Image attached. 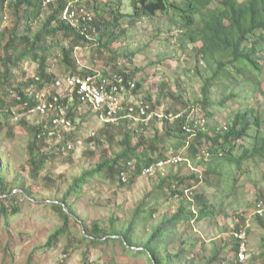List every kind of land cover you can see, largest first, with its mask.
Segmentation results:
<instances>
[{
  "label": "trees",
  "instance_id": "16d2710c",
  "mask_svg": "<svg viewBox=\"0 0 264 264\" xmlns=\"http://www.w3.org/2000/svg\"><path fill=\"white\" fill-rule=\"evenodd\" d=\"M129 3L131 17L162 14L167 17V23H170V19L176 20L179 25L176 38L180 46L186 48L190 44V49L194 51V68L201 82L198 97L188 104L182 96H173L174 105L165 113H178L179 116L172 121L165 119L161 132L151 138L136 135L126 128L122 130L127 119L120 120L118 126H103L99 136H106L108 140L111 138V129L122 134V149L113 156L102 155L92 170L72 179L61 199L52 201L51 205L63 219V225L51 235L45 246H51L53 239L64 231L71 219L74 225L82 226V239L99 242L116 238L124 247H140L139 252L144 253L151 264H181L186 260L184 244H187V240L178 225L184 222L185 229H189L192 220L204 222L223 215L231 205L229 200L238 193V182L245 164L264 161V0H130ZM6 4L10 5L14 13L22 12L24 31L18 34L15 25L0 28V128L2 117L11 113L9 110L12 106L15 105L22 113L33 110L40 103L38 95L43 89L54 85L60 78L49 70L47 62L51 56V47L46 41L57 40L56 37L65 39V46L55 44L59 53L53 55V58L60 59L65 73L85 76L94 73L78 70L74 46L93 45L95 42L91 36H97L101 41L106 34L105 28L95 18L92 21L78 18L75 24L61 19L65 0L55 1L46 7L43 6V0H0V22ZM85 10L92 13L87 6ZM95 11L103 22V13L97 8ZM110 14V18L115 21L124 16L114 9V5ZM34 22H39L37 30L33 29ZM112 41L111 34L102 47L106 50ZM25 59L37 62L38 67L35 77L23 81L17 79L23 75L22 69H19V75L15 70ZM115 72L131 77L122 70ZM140 85V81L136 82L135 91L139 90ZM11 94L14 97L6 101ZM53 95L57 93H50L47 101H51ZM144 102L150 104L151 108L155 107L149 97H144ZM57 104L66 107V118L74 122L80 108L76 93L71 100L66 95L58 97ZM219 114L223 121H214L208 127V121L216 120ZM52 117L53 113L48 111L44 120L31 128L33 139L27 144L26 166L35 183L39 182V174L52 157L70 151L67 143L71 138L67 137L57 144V153L51 152L47 138L54 135H49V129L45 127L51 129ZM132 137H136L133 144ZM87 140L97 146L100 140L103 141L95 136H89ZM202 143L209 144L206 153H201L198 148ZM182 147L186 154L179 153V157L190 155L194 160L200 159L203 167L187 176H167L159 183L155 198L164 194L177 196L183 201L174 213L161 217L150 227L149 223L143 221L152 220L156 210L154 207L145 210L147 203L144 201L139 203L133 218L123 229H117L115 225L103 227L96 220L87 224L77 217L67 203L70 192L79 194V187L89 177L108 175L113 180H122L121 172L126 171L130 174L129 181H133L144 169L159 168L156 166L158 162L176 156L171 152L175 151L176 154ZM1 165L0 158V171ZM30 187L23 186L19 181L7 189V183L0 175L1 213H16L17 207L12 206L15 202L13 191L20 189V194H17L31 199ZM185 191L191 193L190 198ZM6 200L10 201V207L3 206ZM262 216L256 217L260 224H264ZM136 220L142 224L140 231L145 237H138L133 232ZM241 227L235 226L230 241H223L221 248L214 250L206 264H224L223 251L233 255L234 261L231 264L241 262L238 255L244 242L234 235L241 231ZM244 232L247 237L248 228ZM262 242L264 245V238ZM228 246L229 249L226 248ZM256 258L264 262V253Z\"/></svg>",
  "mask_w": 264,
  "mask_h": 264
},
{
  "label": "rangeland",
  "instance_id": "374dc122",
  "mask_svg": "<svg viewBox=\"0 0 264 264\" xmlns=\"http://www.w3.org/2000/svg\"><path fill=\"white\" fill-rule=\"evenodd\" d=\"M129 1L81 0L83 5L92 10L93 18L105 28L106 34L101 41L97 36H91L95 44L82 46L74 52L78 70L101 74L103 71L122 70L137 82L140 81L137 95L151 98L152 103H155V107L160 110L165 111L174 105L173 96L178 98L182 96L190 104L195 97H198L201 83L194 68L196 58L194 51L190 49L191 45L187 44L186 48L180 46L176 38L179 33L176 20L170 19L168 20L170 23H167V17L162 14L152 17H131L132 9ZM113 5L119 14L124 15L117 21L110 18ZM9 6V4L5 5L0 28L15 25L16 32L22 34L24 31L22 12L14 13ZM96 8L103 13V22L99 19ZM38 27L39 22H34L33 29L37 30ZM111 34L113 41L105 50L102 44L110 39ZM56 39L46 41L51 47V56L48 57L47 63L51 73L61 76L65 73L64 67L60 59L53 58V55L59 53L55 44L65 46L67 41L62 37ZM37 67V62L23 60L15 70L18 75L19 69L23 71V75L17 79L25 81L27 78L35 77ZM63 85L64 88L61 85L45 87L43 90H46V93L43 95L42 91L39 99L42 102L47 101L49 93H58L62 98L67 96L66 83ZM134 96L126 94L122 98L120 120L127 119V123L121 129L126 128L136 135L142 134L144 138H151L155 133L159 134L163 121L151 120L147 125H142L136 115L134 118H123L127 107L136 102ZM13 97L14 94L8 95L6 101H10ZM63 111L65 113L66 110L63 108ZM9 112L11 113L1 119L0 175L7 183V189L12 188L13 184L19 181L23 186L30 185L32 198H24L19 195L20 189L18 191L15 189L13 191L15 202L12 206L17 207V212L1 213L0 210V264H151L147 256L139 252L140 247H124L116 238L99 242L82 239V226L74 225L71 219L68 220L64 231L53 239L51 246H45L51 235L63 225V219L51 205L52 201L61 199L72 179L92 170L102 155L113 156L119 152L122 149L120 145L122 134L111 129L109 140L106 136H99L105 124L91 109L80 105L71 129L54 131L55 133L52 134L54 136L47 138L51 152L54 154L59 151L58 143L67 137L71 138L67 143L70 151L52 157L49 164L44 166V171L39 174V182L35 183L26 166L27 144L33 139L31 128L41 123L44 116L34 110L22 113L15 105ZM217 117L216 120L208 121V127L212 126L214 121L221 122V114ZM119 121L115 126H118ZM203 124L204 122L201 123L202 128ZM45 128L52 130L49 127ZM89 136L99 137L103 141L100 140L98 146L91 144L87 140ZM135 141L136 137H132L131 144ZM208 146L209 144L202 143L198 148L201 153H206ZM179 153L186 154V150L182 147L176 154L175 151L171 152L176 155L172 157L173 161L178 160L176 163L164 162L159 168L149 172L143 171L133 178V181H129V173L123 181L117 178L113 180L108 175L89 177L79 187V194L70 192L67 203L77 217L85 220L87 224L96 220L103 227L115 225L117 229H123L133 218L139 203L144 201L147 203L145 210L150 207L156 210L152 220L143 221L145 224L149 223L148 227H150L161 217L174 213L183 201L177 196L164 194L155 198V190L159 183L167 176L176 174L187 176L200 171L203 167L200 159L194 160L190 155L179 157ZM237 191V195L229 200L231 205L218 218L204 222L192 220L189 229H185L184 222L178 225L187 240V244H184L186 260L181 264H206L214 250L221 248L223 241H230L237 225L245 226L249 232L241 245V252L244 253L245 258L238 255L241 261L239 264H264L261 259L256 258L264 253L262 242L264 224H260L259 219L257 221L256 217L259 214L255 212L258 203L264 204V161L245 164ZM185 193L188 198L191 197L190 192L185 191ZM4 205L10 207V201L6 200ZM262 215L264 218V212ZM141 226L140 221L136 220L133 232H136L138 237H145L140 231ZM223 254L224 264H231L234 261L232 254L224 251Z\"/></svg>",
  "mask_w": 264,
  "mask_h": 264
},
{
  "label": "built area",
  "instance_id": "2783aa9c",
  "mask_svg": "<svg viewBox=\"0 0 264 264\" xmlns=\"http://www.w3.org/2000/svg\"><path fill=\"white\" fill-rule=\"evenodd\" d=\"M59 1V0H43V6H48L49 4ZM66 4L61 13V19L69 21L72 24L76 23L78 18L83 20L92 21L93 15L90 11L85 10V6L81 2L78 4V0H65ZM81 47L79 45L74 46V52H77ZM60 78L54 84L61 85L64 88L63 83H66L65 89L67 90V96L71 100L74 93L78 97L80 105L86 106L91 109L97 118L106 124H116L121 116V101L124 95L133 94L136 98V102L127 107L126 112L123 118H134L136 115L137 118L141 120L142 125H147L151 120L153 121H164L173 120L179 116V114L165 113L164 110H160L156 107L151 108V105L144 102V98L141 95H137L136 80L133 77L128 75H123L118 72H107L101 74L95 72L94 74H88L85 76H77L70 73H64V75L59 76ZM43 95L46 93L44 90ZM50 94V93H49ZM40 96V94L38 95ZM59 94L53 95L51 101L42 102L33 109L36 113L46 116L48 111L53 113L52 117V126L49 135L54 134V131H59L60 129H71L72 121L66 118L67 111H63V108L66 110V107L57 104ZM63 107V108H62ZM70 148V146H68ZM64 151V150H63ZM175 159V158H173ZM173 161L172 158H169L167 161L158 162L157 167L161 166L164 162ZM154 167H149L144 169V172H149ZM127 172H121L122 180H125L127 177ZM255 212L259 215H262L264 212V204L262 202L256 205ZM245 226L241 227L239 233H235V237L245 240ZM243 259L245 258L244 253H239Z\"/></svg>",
  "mask_w": 264,
  "mask_h": 264
},
{
  "label": "clouds",
  "instance_id": "9594fccd",
  "mask_svg": "<svg viewBox=\"0 0 264 264\" xmlns=\"http://www.w3.org/2000/svg\"><path fill=\"white\" fill-rule=\"evenodd\" d=\"M241 257V256H240ZM242 258V257H241Z\"/></svg>",
  "mask_w": 264,
  "mask_h": 264
}]
</instances>
